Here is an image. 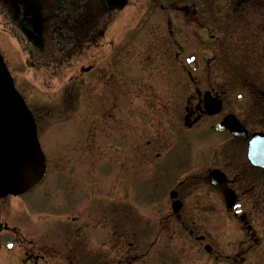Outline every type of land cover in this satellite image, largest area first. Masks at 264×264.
I'll list each match as a JSON object with an SVG mask.
<instances>
[{
  "label": "rangeland",
  "instance_id": "374dc122",
  "mask_svg": "<svg viewBox=\"0 0 264 264\" xmlns=\"http://www.w3.org/2000/svg\"><path fill=\"white\" fill-rule=\"evenodd\" d=\"M258 1L260 8L241 0H125L97 12L88 38L76 31L73 47L43 51L0 1V52L36 118L45 157L39 182L19 198L0 200V222L24 228L36 254L54 255L46 258L50 264H70L54 261L70 248L77 261L102 249L109 260L123 254V264H164L170 249L171 264H205L196 238L230 242L237 226L221 187L209 184L210 172L222 167L239 181L243 202L244 178L231 164L243 168L245 140L215 127L233 115L249 134L264 132V0ZM45 2L44 15L58 16L47 26L49 46L55 24L66 30L69 2L71 20L79 21L101 0ZM67 50L69 64L45 66ZM243 76L260 85H245ZM206 92L221 96L223 109L189 129L188 115ZM170 193L183 204L180 213ZM4 256L0 264H12Z\"/></svg>",
  "mask_w": 264,
  "mask_h": 264
},
{
  "label": "flooded vegetation",
  "instance_id": "af4514ba",
  "mask_svg": "<svg viewBox=\"0 0 264 264\" xmlns=\"http://www.w3.org/2000/svg\"><path fill=\"white\" fill-rule=\"evenodd\" d=\"M0 1L3 3L5 10L8 12V17H12V22H14L15 26L19 28V31L24 34L28 42L32 43L38 50L41 51L49 47H60V43L65 44L64 47L67 48L69 44H71V47H73L74 40L73 38H71V33L76 34V31H78V35L81 36L80 38H88L91 28L94 27L99 19L100 14H98L97 12H109L111 10V5L109 6L108 0H101L99 8L94 7V9H92V11L90 12V15L94 13V16H85V18L83 19L82 17H80L79 21H77V19L71 20V3L69 2L66 5L67 12L64 13L66 19L61 21L62 27H64V29L66 30L63 31V29H61L60 27H55L57 25L55 24L52 28L54 38L50 39L52 41V45L48 46L47 44H49L48 40L50 37H48L47 35V26L48 23L51 22V20H53L54 18H58V16L50 13L47 14L48 16L44 15V8L42 5H40V3L46 4L45 0ZM71 21H73V24H71ZM81 32L83 33V36L80 34ZM54 52L55 51H52V53ZM59 57L60 60L49 56L45 63V66L61 67L64 64H69V61H71V51L67 50ZM209 93L214 99L222 101L223 109L224 100L221 98V96L213 92ZM198 102L199 103L196 111H192V113L188 115V119L190 118V124H187V122H185V126H188L187 128L189 129H192L205 118H212L219 115H208L205 108L204 98H202V100L200 98ZM224 118H222V120ZM245 130L247 132V137L243 138V140H245L246 159L243 163V168L245 169L244 172L241 173L243 168L240 169L237 166V163L231 164L233 168H235L233 169V171H235L236 174H239L238 176H241L242 174L244 178L243 185H240L243 202L240 198V191L237 190L239 185H237L236 182L239 181H237L236 179L229 180L225 172L223 171L224 168L222 167V170H213L219 171L223 174L224 182L218 184L217 186H212V188L221 187L227 212L228 214H230V212H233L234 221L235 223H237V226L232 228L234 232L231 233L233 238L230 242H220L219 238L216 237L212 238L211 240L207 235L198 236L196 238V251H198V253L200 252L204 254L207 257L205 260V264H264V168L257 167L253 164L254 155L252 154L253 137L257 134H264V132H252L251 134H249L248 129L245 128ZM225 133H228V135L232 137L233 140L234 138H237L233 137L229 131H226L223 134ZM235 142L237 146L241 147L240 141ZM257 159L262 161V155H257L256 160ZM228 163H232V160ZM229 167L231 168V166ZM209 175L208 182L211 185ZM231 200H233V203L229 207L228 203ZM182 209L183 204L181 210ZM8 226L9 224L7 223V221L0 222V254L3 251V254H5L4 257L12 258V264H50L49 259L46 258L49 256L53 258L54 255H52L51 253L40 254V252L39 254H36L34 252L36 245L33 241L28 240V238L24 237V234L21 231L25 229ZM189 233L192 234V231H190ZM76 234L77 233L74 234V232L72 233L73 239L76 238ZM79 235H81V233H79ZM2 239L6 242L2 243ZM77 239V241H80V238L77 237ZM5 244H7V248ZM5 248L7 249V252H4ZM119 248L120 247L117 246V249ZM106 255L107 251L103 252V250L101 249L99 252L92 255L91 259L87 258L86 254L83 253V258H86H84V260L77 261L74 260L75 258L71 259L70 248L67 253L68 257H57L54 261L55 263H58L64 260L65 262H69L70 264H123V254H121L120 257L116 260H109ZM164 255V264H171L169 263L171 260V250L166 249V251H164ZM3 263H6L5 259H3Z\"/></svg>",
  "mask_w": 264,
  "mask_h": 264
},
{
  "label": "water",
  "instance_id": "95a60500",
  "mask_svg": "<svg viewBox=\"0 0 264 264\" xmlns=\"http://www.w3.org/2000/svg\"><path fill=\"white\" fill-rule=\"evenodd\" d=\"M111 5L123 7L125 0H110ZM205 108L210 116L220 112L221 102L205 94ZM224 132L229 130L234 137H247V132L233 117L228 116L217 127ZM253 164L264 168V135H255L252 141ZM262 155V161L256 160ZM44 157L37 138L34 118L24 100L16 91L10 73L0 54V199L23 195L31 183L42 175ZM212 185L224 182L219 172L210 175ZM171 199L176 193L170 194ZM233 203H228L230 207ZM174 213L181 209L180 202L172 204Z\"/></svg>",
  "mask_w": 264,
  "mask_h": 264
},
{
  "label": "trees",
  "instance_id": "16d2710c",
  "mask_svg": "<svg viewBox=\"0 0 264 264\" xmlns=\"http://www.w3.org/2000/svg\"><path fill=\"white\" fill-rule=\"evenodd\" d=\"M242 1V3H240L242 6L244 5V7H246L248 4L250 5V7H259L260 8V6H261V2L260 1H258V0H241ZM244 3V4H243ZM241 5H239L240 7H241ZM237 18H238V16H237ZM236 22V25L239 27L240 25H239V22H237V21H235ZM242 25V24H241ZM246 73H248L249 74V72L246 70V71H241V75H243V74H246ZM251 73H252V71H251ZM247 74V75H248ZM249 76H250V74H249ZM252 76V75H251ZM251 78V77H250ZM252 80H248V79H246L245 80V76H243V78H242V80H241V82H243L245 85H247L248 83H247V81H249V86H253V85H260L259 83L261 82V81H259V80H257L256 78H251ZM257 108H260V105H258V107ZM258 115H262L261 113V110L260 111H258ZM262 117V116H261Z\"/></svg>",
  "mask_w": 264,
  "mask_h": 264
}]
</instances>
